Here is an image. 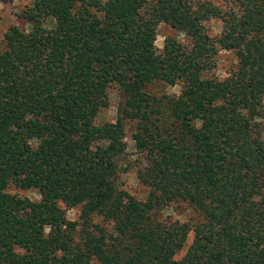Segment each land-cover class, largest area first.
<instances>
[{
    "label": "trees",
    "instance_id": "1",
    "mask_svg": "<svg viewBox=\"0 0 264 264\" xmlns=\"http://www.w3.org/2000/svg\"><path fill=\"white\" fill-rule=\"evenodd\" d=\"M26 1L30 29L0 48V264H264V0ZM160 24L183 39L157 50ZM110 90L119 116L101 123Z\"/></svg>",
    "mask_w": 264,
    "mask_h": 264
},
{
    "label": "rangeland",
    "instance_id": "2",
    "mask_svg": "<svg viewBox=\"0 0 264 264\" xmlns=\"http://www.w3.org/2000/svg\"><path fill=\"white\" fill-rule=\"evenodd\" d=\"M214 4L224 8V3L221 0H210ZM29 5L26 0H0V48L3 46V34L10 25H16L20 28L28 31L30 25L25 19L21 17L23 10ZM204 25L208 29L212 36H217L221 32L222 23L217 18H212L204 22ZM166 35H177L178 38L183 39L182 34H177L174 30L170 29L165 24H160L157 28V37L155 41V48L161 50L163 47V41ZM235 62V57L232 53L228 51L221 50L218 54V65L217 69L214 71L215 76L218 78H223L226 75L227 69L232 67ZM157 84L152 88V91L157 93L165 92L171 96H178L181 93L182 85L176 84L174 86H158ZM120 102V98L115 90L109 91V104L106 108H103L99 113L98 120L102 122H116L118 119L117 106ZM264 104V99H263ZM125 141H126V151L124 159L129 160L132 165L133 160L136 157V149L134 142L131 139L132 135V123L130 121H123ZM264 140V133H263ZM123 166V165H122ZM125 166V165H124ZM123 168V167H122ZM128 171L122 169L119 174V183L123 189H125L131 195L137 198H144L146 196V189L139 183L135 177V170L131 169L132 166H127ZM8 193L18 195L21 197H27L32 201H38L40 199L39 194L34 189L21 190L14 188L13 186L8 188ZM64 207V206H63ZM78 209H68L66 210V217L68 220L74 221L78 216ZM163 216H171L174 218L184 219L186 214L181 212L180 209H164L162 212Z\"/></svg>",
    "mask_w": 264,
    "mask_h": 264
}]
</instances>
